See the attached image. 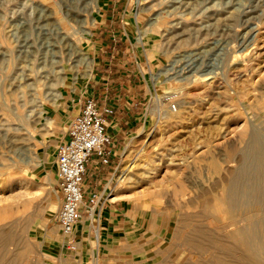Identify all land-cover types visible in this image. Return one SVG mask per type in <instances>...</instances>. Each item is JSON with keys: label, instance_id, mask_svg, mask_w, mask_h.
<instances>
[{"label": "rangeland", "instance_id": "1", "mask_svg": "<svg viewBox=\"0 0 264 264\" xmlns=\"http://www.w3.org/2000/svg\"><path fill=\"white\" fill-rule=\"evenodd\" d=\"M108 5L121 9L111 18L121 33L99 27ZM103 50L133 59L141 121L125 135L114 187L126 216L71 253L54 219L57 120ZM256 135L264 142V0H0V264L260 262L226 201ZM251 170L244 187L260 180ZM183 221L222 246L184 249Z\"/></svg>", "mask_w": 264, "mask_h": 264}, {"label": "crops", "instance_id": "2", "mask_svg": "<svg viewBox=\"0 0 264 264\" xmlns=\"http://www.w3.org/2000/svg\"><path fill=\"white\" fill-rule=\"evenodd\" d=\"M117 8L116 5H108L103 10L102 16L105 19L100 23V28H110V32L112 33H116L114 30H118L121 33V31L125 29L122 22H119L117 19L112 21L111 19L112 17L118 18L119 14L117 12L121 9ZM115 13H117V15ZM93 36L96 41H100L98 40V37L100 38V36L97 32L93 33ZM94 45L96 49L100 48L98 45ZM117 47L118 46L115 42V44L112 47L110 46L109 49L112 48V52L114 53L117 51L119 55L121 49L117 50ZM103 53L106 55L102 54V57H96L98 62L95 63V73L85 83L83 89L78 95V100H72V103L74 104L77 102V106L75 107L73 104L69 105L63 115H60L57 120V124L61 126V131L66 128V131H63L64 136L60 137L61 141L59 143H61L67 139L69 125L80 113L87 98L94 97L100 106L111 105L115 110V114L110 118L108 126V133L114 140L111 162L107 166H101L97 159L93 157L84 177L83 184V191L86 200L89 199L93 193H99L102 195L110 194L111 200L102 211L98 222L97 220L90 221L87 218H83L82 222L75 227V253H77L84 245L89 246L93 241L95 244L96 242L101 241L109 233V229L115 230L126 216V207L121 201L123 196L114 194V187L116 185L120 166L119 158L122 152L121 146L123 145L125 135L131 128L137 126L141 121L139 114L134 109V105L138 103V101H141L142 97L145 95L142 92L143 86L138 85L139 82L135 80L138 78V74L134 75V71L127 67L133 59H131V57L127 59L128 57L124 55L117 58V55L110 54L109 52L107 53L104 50ZM116 197L119 199L114 200ZM62 249L68 251L65 247L64 240L62 243ZM70 252L72 253L73 251L70 250Z\"/></svg>", "mask_w": 264, "mask_h": 264}, {"label": "built area", "instance_id": "3", "mask_svg": "<svg viewBox=\"0 0 264 264\" xmlns=\"http://www.w3.org/2000/svg\"><path fill=\"white\" fill-rule=\"evenodd\" d=\"M172 107L175 109V106ZM114 114L111 105L100 106L94 97L87 98L80 113L69 125L67 139L57 147V181L61 204L54 219L68 250H76L75 227L83 218L98 222L111 200L110 194L99 193H93L86 200L83 184L93 157L101 166L111 162L114 140L108 133V126Z\"/></svg>", "mask_w": 264, "mask_h": 264}, {"label": "bare ground", "instance_id": "4", "mask_svg": "<svg viewBox=\"0 0 264 264\" xmlns=\"http://www.w3.org/2000/svg\"><path fill=\"white\" fill-rule=\"evenodd\" d=\"M79 50L80 49H77V52H80ZM27 80H29V78ZM254 141L255 144L251 147V150L249 149L250 152L244 153L243 161L240 165V175L235 177L228 186L226 201L230 208L238 211L240 215L245 218H243V220L246 221V224L238 229L241 236L239 242L244 245L248 244L251 248V253L255 257L262 259L255 264H264V159L261 157L262 150H264V142H262L260 135H256ZM255 156H258L260 161L255 160ZM256 165H258V167H255ZM252 168H256L260 171V180L252 178L249 182L250 184L244 187L242 184L243 174H248ZM116 199L118 198H114V200ZM210 233L208 227L194 225L188 221H183L180 225V234L178 233L179 236L177 235V238L179 237L182 242V247L186 250L195 249L196 251H205L208 248L222 246L219 245L220 243ZM261 233L263 236H261ZM219 255L221 256L222 254ZM220 256L218 258H220ZM214 258L216 259L217 256H213V260L216 262L215 264H233V261L230 263L229 261L226 262L225 260H220L221 258L219 260H215ZM239 258L241 260L240 256Z\"/></svg>", "mask_w": 264, "mask_h": 264}]
</instances>
